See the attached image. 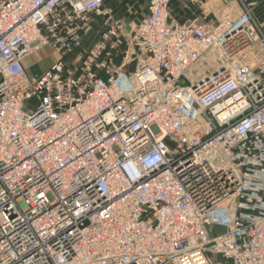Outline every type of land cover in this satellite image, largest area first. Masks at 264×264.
I'll return each mask as SVG.
<instances>
[{
    "label": "built area",
    "instance_id": "obj_1",
    "mask_svg": "<svg viewBox=\"0 0 264 264\" xmlns=\"http://www.w3.org/2000/svg\"><path fill=\"white\" fill-rule=\"evenodd\" d=\"M171 1L0 0V264H264V23Z\"/></svg>",
    "mask_w": 264,
    "mask_h": 264
},
{
    "label": "crops",
    "instance_id": "obj_2",
    "mask_svg": "<svg viewBox=\"0 0 264 264\" xmlns=\"http://www.w3.org/2000/svg\"><path fill=\"white\" fill-rule=\"evenodd\" d=\"M212 1L213 0H202V1L172 0L170 9L173 17L179 23H185L189 20L197 18L199 15L202 17L204 16L209 17L208 19L211 20L212 22L219 21L223 16L227 14L230 15L232 18H237L239 16L238 11H240V4L238 2L235 1L231 2L227 9L222 10L220 12L221 14H217L216 11L212 9L213 6ZM247 1L249 3H253L255 6L252 9V11L256 21H258L259 23H264V0H247ZM127 2H128L127 3L128 9L126 10V13L124 12V10H121L123 11V13H115V14L123 18L128 25H131L130 21L129 23L127 22V17H133L134 13L138 12L137 9L142 10L141 11L142 13H138V14H141L142 15L141 17H143L146 14V2L145 0H132V1L128 0ZM259 4H261L260 7L255 9L256 6H258ZM41 51L47 53L48 55L53 56V61L49 64L47 68H45L44 71L35 72L34 70H32L33 68L32 57L38 55ZM41 51L33 54L31 57H27L24 60V66L28 74H42L50 68V66L54 63V61L58 59L56 53L49 47L44 48Z\"/></svg>",
    "mask_w": 264,
    "mask_h": 264
},
{
    "label": "rangeland",
    "instance_id": "obj_3",
    "mask_svg": "<svg viewBox=\"0 0 264 264\" xmlns=\"http://www.w3.org/2000/svg\"><path fill=\"white\" fill-rule=\"evenodd\" d=\"M127 1L128 0H104V10L108 11V12L111 11L113 13H123V11H121V10H124V12L126 13V10L128 9V5H127L128 2ZM129 1H132V0H129ZM231 2H233V1H230V3ZM212 4H213L212 9L215 10L217 14H221L220 12L224 9H227L229 6V5H223L222 3H220L217 0H213ZM250 4H251V9H253L255 7L254 4L253 3H250ZM260 5L261 4L256 6L255 9L259 8ZM137 11L138 12L134 13L133 17H127V22L129 23V21H130L131 26L134 25L135 23H137L142 18L141 17L142 15L138 14V13H142L141 12L142 10L137 9ZM240 13H241V8H240V11H238V14H240ZM207 18H209V17H207ZM90 40H91V38H90ZM90 40L87 41L86 46L89 45ZM255 54H256V56H254ZM259 54H261V56L264 55V49L261 47L257 49V51H256V53H254V55H250L248 60L251 63H255V64L259 63L261 60H263V58ZM52 61H53V56L48 55L47 53L41 51L38 55H35L32 57V65H33L32 70H34L35 72L44 71L45 68H47ZM185 84H187V83L183 82V85H185ZM222 232H223V229L215 228L214 233H212L211 235L213 236V235H216V234H219Z\"/></svg>",
    "mask_w": 264,
    "mask_h": 264
},
{
    "label": "bare ground",
    "instance_id": "obj_4",
    "mask_svg": "<svg viewBox=\"0 0 264 264\" xmlns=\"http://www.w3.org/2000/svg\"><path fill=\"white\" fill-rule=\"evenodd\" d=\"M28 57H31V56H28ZM206 59H207V61L204 64H202V66L197 70V72H196L197 75L201 74L204 71L209 70L210 66L214 62L218 61L219 59H222V54L219 53L217 47H215L207 54Z\"/></svg>",
    "mask_w": 264,
    "mask_h": 264
}]
</instances>
